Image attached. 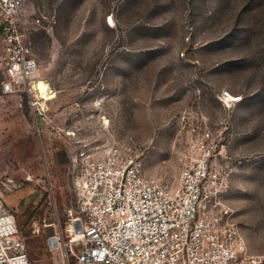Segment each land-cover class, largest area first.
<instances>
[{"label": "rangeland", "instance_id": "1", "mask_svg": "<svg viewBox=\"0 0 264 264\" xmlns=\"http://www.w3.org/2000/svg\"><path fill=\"white\" fill-rule=\"evenodd\" d=\"M25 11L38 67L0 106V190L35 263L62 264L42 228L59 220L68 239L80 152L138 157L176 184L204 130L222 200L264 257V0H26Z\"/></svg>", "mask_w": 264, "mask_h": 264}, {"label": "built area", "instance_id": "2", "mask_svg": "<svg viewBox=\"0 0 264 264\" xmlns=\"http://www.w3.org/2000/svg\"><path fill=\"white\" fill-rule=\"evenodd\" d=\"M25 3L0 0V86L5 93L38 67ZM216 151L212 133L204 130L182 153L176 184L147 175L141 158L103 161L80 152L72 180L75 206L65 226L68 239L62 238L59 220L46 222V247L62 248V264H264L263 256L250 252L222 200L212 160ZM49 225L52 235L46 232ZM0 264H36L1 190Z\"/></svg>", "mask_w": 264, "mask_h": 264}, {"label": "crops", "instance_id": "3", "mask_svg": "<svg viewBox=\"0 0 264 264\" xmlns=\"http://www.w3.org/2000/svg\"><path fill=\"white\" fill-rule=\"evenodd\" d=\"M3 51V44L2 41L0 39V54H2ZM3 77L2 72L0 70V79ZM1 89V86H0ZM13 94H11V92L5 93L2 91V89L0 90V106H7L8 105V100L12 99ZM10 104V103H9Z\"/></svg>", "mask_w": 264, "mask_h": 264}, {"label": "bare ground", "instance_id": "4", "mask_svg": "<svg viewBox=\"0 0 264 264\" xmlns=\"http://www.w3.org/2000/svg\"><path fill=\"white\" fill-rule=\"evenodd\" d=\"M33 87L36 90H39V91H42V92L48 90V85L44 81L39 82V84H33ZM72 235L75 236L74 238H77V237L80 236L78 231H75Z\"/></svg>", "mask_w": 264, "mask_h": 264}, {"label": "water", "instance_id": "5", "mask_svg": "<svg viewBox=\"0 0 264 264\" xmlns=\"http://www.w3.org/2000/svg\"><path fill=\"white\" fill-rule=\"evenodd\" d=\"M46 232L48 235H52L54 232L53 226L49 225L48 227H46Z\"/></svg>", "mask_w": 264, "mask_h": 264}]
</instances>
